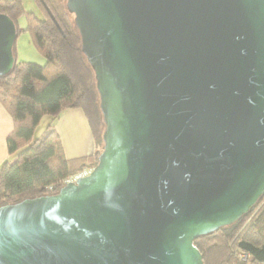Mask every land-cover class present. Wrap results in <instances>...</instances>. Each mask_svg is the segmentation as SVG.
Instances as JSON below:
<instances>
[{
  "label": "water",
  "instance_id": "95a60500",
  "mask_svg": "<svg viewBox=\"0 0 264 264\" xmlns=\"http://www.w3.org/2000/svg\"><path fill=\"white\" fill-rule=\"evenodd\" d=\"M105 130L92 173L0 206V264H204L264 196V0H67ZM18 36L0 13V77Z\"/></svg>",
  "mask_w": 264,
  "mask_h": 264
},
{
  "label": "trees",
  "instance_id": "16d2710c",
  "mask_svg": "<svg viewBox=\"0 0 264 264\" xmlns=\"http://www.w3.org/2000/svg\"><path fill=\"white\" fill-rule=\"evenodd\" d=\"M36 1L45 17L25 13L26 31L47 64L16 61L12 73L0 77V104L13 121L7 138L8 159L0 164V206L56 193L68 177L95 167L100 144L104 146L105 124L95 73L82 52L67 0ZM24 11L22 0H0V13L9 15L16 25ZM67 109L84 112L97 147L93 154L66 156L56 123ZM46 116L52 121L36 137ZM194 244L204 264H264V196L237 222L197 238Z\"/></svg>",
  "mask_w": 264,
  "mask_h": 264
},
{
  "label": "crops",
  "instance_id": "0c3cea01",
  "mask_svg": "<svg viewBox=\"0 0 264 264\" xmlns=\"http://www.w3.org/2000/svg\"><path fill=\"white\" fill-rule=\"evenodd\" d=\"M87 121L88 120L81 109H67L64 112L63 118L56 123V129L61 139L62 137L66 138L64 134L66 131H69L71 135V137H67V141L65 140L63 143L65 153L67 152L68 146L71 148V156L68 158H77L91 155L97 150L96 143H94L93 140L89 145L81 141V128L84 130V134L87 136V138L90 137L92 139ZM12 129V118L0 104V164L8 159L7 138L12 132Z\"/></svg>",
  "mask_w": 264,
  "mask_h": 264
},
{
  "label": "rangeland",
  "instance_id": "374dc122",
  "mask_svg": "<svg viewBox=\"0 0 264 264\" xmlns=\"http://www.w3.org/2000/svg\"><path fill=\"white\" fill-rule=\"evenodd\" d=\"M6 1H12V0H6ZM22 4L24 7V14H22L18 19H17V28H18V36L15 42V58L16 61L18 63L20 62H24V63H35L38 64L40 66H45L47 64V60L45 58V56L40 52V50H38V48L35 46L34 42L32 41L31 35L26 31V27H27V17L26 14L27 13H31L33 14V16L37 17L38 19H43L45 17L43 9L40 7L39 3L36 0H22ZM26 13V14H25ZM71 110V109H69ZM66 110H64L59 119L57 120V122H59L63 116H64V112ZM51 118L46 116L42 119L41 123L39 124L37 131H36V137H41L46 128L47 125L51 122ZM88 122V121H87ZM89 125V123H88ZM90 128V126H89ZM80 137H81V141L85 142L87 145L90 144V142L93 140V142L95 143L93 134L91 132L90 129V133L92 136V139L89 137L87 138V136L84 134V130L81 128L80 129ZM65 137H62V141L64 143V141H67V137H71L69 131H66V133H64ZM92 144V143H91ZM67 152H66V156L70 157L71 153H70V147H67ZM103 144H100L99 149L102 151L103 149Z\"/></svg>",
  "mask_w": 264,
  "mask_h": 264
},
{
  "label": "built area",
  "instance_id": "2783aa9c",
  "mask_svg": "<svg viewBox=\"0 0 264 264\" xmlns=\"http://www.w3.org/2000/svg\"><path fill=\"white\" fill-rule=\"evenodd\" d=\"M93 169H94V167L83 169L82 171H80V172L68 177L64 181L63 185H65L66 183L72 182V181H76V180H78V179H80L82 177H86V176L90 175L92 173Z\"/></svg>",
  "mask_w": 264,
  "mask_h": 264
}]
</instances>
